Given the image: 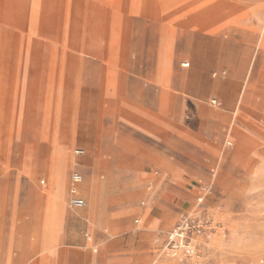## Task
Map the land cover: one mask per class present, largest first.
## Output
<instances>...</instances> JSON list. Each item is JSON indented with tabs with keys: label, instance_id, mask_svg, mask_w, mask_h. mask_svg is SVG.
Instances as JSON below:
<instances>
[{
	"label": "rangeland",
	"instance_id": "1",
	"mask_svg": "<svg viewBox=\"0 0 264 264\" xmlns=\"http://www.w3.org/2000/svg\"><path fill=\"white\" fill-rule=\"evenodd\" d=\"M245 63V93L264 100V0H0V245L9 235L29 257L38 234L51 256L58 234L85 231L81 209L67 204L70 176L91 174L96 125L132 74L162 72L173 110L169 86L182 71L208 67L221 78L227 67L238 78ZM219 139L210 177L186 185L190 207L150 264H264V148L243 153L241 169L222 158L235 143ZM185 221L190 229L167 248Z\"/></svg>",
	"mask_w": 264,
	"mask_h": 264
},
{
	"label": "crops",
	"instance_id": "2",
	"mask_svg": "<svg viewBox=\"0 0 264 264\" xmlns=\"http://www.w3.org/2000/svg\"><path fill=\"white\" fill-rule=\"evenodd\" d=\"M243 44L241 50L249 55ZM211 71L197 66L182 71L180 84L169 86V99L177 106L173 110H167V83L160 71L132 74L130 89H113L110 112L96 125L93 170L83 171L84 178L79 173L82 182L76 186L77 197L86 201L78 212V227L85 231L79 237L72 230L57 233L60 242L51 256L38 249V234L29 257H22L7 235L0 264H150L154 248L190 207L185 208L191 198L186 185L210 177L214 135L220 143H235L231 156L223 147L222 158L241 169L248 162L243 153L253 157L264 148V100L245 93L246 63L238 78L227 67L221 78Z\"/></svg>",
	"mask_w": 264,
	"mask_h": 264
},
{
	"label": "built area",
	"instance_id": "3",
	"mask_svg": "<svg viewBox=\"0 0 264 264\" xmlns=\"http://www.w3.org/2000/svg\"><path fill=\"white\" fill-rule=\"evenodd\" d=\"M76 155H82V150H76L74 152ZM82 182V176L79 173H72L70 176V198L68 200V207L72 209H80L85 206V202L77 197L76 186ZM201 201V198L199 199ZM198 228V227H196ZM188 222H183L180 226H178L169 236L167 241V248L176 249L177 240L183 239L186 232L189 230Z\"/></svg>",
	"mask_w": 264,
	"mask_h": 264
}]
</instances>
